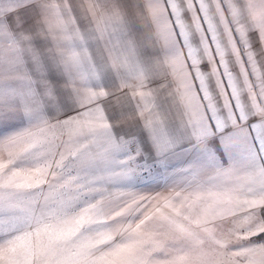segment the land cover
<instances>
[{
  "label": "snow or ice",
  "instance_id": "6c2138e0",
  "mask_svg": "<svg viewBox=\"0 0 264 264\" xmlns=\"http://www.w3.org/2000/svg\"><path fill=\"white\" fill-rule=\"evenodd\" d=\"M0 264H264V0H0Z\"/></svg>",
  "mask_w": 264,
  "mask_h": 264
}]
</instances>
